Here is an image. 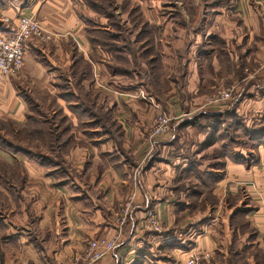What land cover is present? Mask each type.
<instances>
[{
  "label": "crops",
  "instance_id": "obj_1",
  "mask_svg": "<svg viewBox=\"0 0 264 264\" xmlns=\"http://www.w3.org/2000/svg\"><path fill=\"white\" fill-rule=\"evenodd\" d=\"M86 15L83 0H0V36L25 16L41 23L47 39L27 44L18 77H0V132L11 124L25 151L0 149V203L18 201L24 223L0 220V264H72L90 242L117 234L129 202L116 248L97 264H188L195 252L213 255L201 264H257L264 254V137L255 134L264 129V2L220 9L203 28L172 23V52L161 56L170 72L152 85L142 76L112 83V56L92 47ZM80 63L88 75L75 73ZM224 85L235 87V101L207 106V95ZM94 89L105 90L104 101H81ZM154 104L176 119L150 144ZM43 119L58 132L70 126L56 149L47 133L18 134ZM50 149L64 165L32 159ZM30 205L42 216L39 234ZM151 209L165 232L145 228Z\"/></svg>",
  "mask_w": 264,
  "mask_h": 264
},
{
  "label": "rangeland",
  "instance_id": "obj_2",
  "mask_svg": "<svg viewBox=\"0 0 264 264\" xmlns=\"http://www.w3.org/2000/svg\"><path fill=\"white\" fill-rule=\"evenodd\" d=\"M92 2L102 6L104 14H96L87 8L89 15H86L84 24L88 25L90 31L96 27H107L109 34H106L104 38L109 46L102 48L101 51L112 56L111 62L107 61L110 62L112 69V71L110 70L112 83L120 85L123 83L121 81L136 82L137 78L142 76L143 81L152 85V82L156 81L159 76L170 72L164 70L165 63L162 62L161 56L164 53L172 52V23H180L182 26L185 23H197L195 28H203L211 22L220 9L226 11L227 8L236 6L238 2H250L252 5L261 6L264 0H92ZM112 6L114 7L112 8ZM110 15L113 16L110 17ZM163 29H165V33ZM166 48H170V51ZM141 65H145V69ZM78 66L75 73L82 71L83 75H88L85 64L80 63ZM78 75L80 74L78 73ZM120 77H123L122 80L119 79ZM230 87L231 85H224L216 91L227 90ZM104 91L94 89L88 95L82 94L81 101L90 104L104 101V95L99 94ZM212 95L213 93H209L207 97L210 98ZM234 101L233 96L229 102L231 104ZM162 109L166 111L164 108ZM166 113L168 112L166 111ZM95 114L102 119L101 112L96 110ZM57 137L61 138L60 132L56 134ZM53 140L50 143V148L54 145ZM49 152L48 158L54 162V166L64 165L57 153H53L51 149ZM35 161L39 162L38 159ZM64 169L67 170L68 166H65ZM5 201L0 203V220L13 218V222L15 220L16 225L21 229L24 224L20 221L22 206L15 200L6 198ZM32 214L37 222L31 230H35L39 234L40 230L37 228L42 224V216L40 213L38 214L35 207H32ZM208 254L211 258L200 260L199 264L202 262L211 263L213 255ZM258 256L257 264H264V254H258Z\"/></svg>",
  "mask_w": 264,
  "mask_h": 264
},
{
  "label": "built area",
  "instance_id": "obj_3",
  "mask_svg": "<svg viewBox=\"0 0 264 264\" xmlns=\"http://www.w3.org/2000/svg\"><path fill=\"white\" fill-rule=\"evenodd\" d=\"M17 22L10 23L9 34L0 36V77L15 78L23 70L27 44L30 41L46 42V36L41 23L33 17L19 16ZM235 87L227 90H218L206 102L207 106H219L232 100ZM149 99V98H148ZM151 101V99H149ZM157 115L154 118L151 130L148 132V141L152 144L156 139L166 135L171 128L174 116L163 111L159 104H154ZM133 200V199H132ZM264 207V197L260 199ZM131 202L121 211V218L117 234L111 240H95L88 244L79 254L72 258V264H97L106 255H110L116 248L123 230L128 222ZM145 228L154 233H163L164 225L157 212L153 209L147 212ZM208 253L195 252L190 256L188 264H199L200 260H209Z\"/></svg>",
  "mask_w": 264,
  "mask_h": 264
},
{
  "label": "trees",
  "instance_id": "obj_4",
  "mask_svg": "<svg viewBox=\"0 0 264 264\" xmlns=\"http://www.w3.org/2000/svg\"><path fill=\"white\" fill-rule=\"evenodd\" d=\"M85 2V5L86 7L91 10L92 12L96 13V14H104V8L98 4H95L94 2H92V0H84ZM114 6H112L113 8ZM113 15H110V17H112ZM87 34H88V39L92 45L93 48H105L106 46H109V44H106L105 42V38L104 36L106 34H109L107 33V27H104V26H101V27H96V28H93L90 29L88 28L87 30ZM112 35V34H111ZM111 37V36H110ZM112 37L114 38V36L112 35ZM105 42V43H104ZM111 52V51H109ZM85 69L88 71L89 70V66L87 64H85ZM62 98L64 99H68V98H72L73 95L72 94H65V95H61ZM30 99H33L31 98V96H29ZM42 99L45 100V97H43ZM36 109H34V112L38 113L37 110L35 111ZM42 116H44V118H48L46 117L45 114L42 113ZM234 121H236L235 118H233ZM45 119H43V126H40V125H33V126H30L29 129H25V128H22L18 134L21 136V139L23 140L25 137V134H32L34 135L35 138L39 139L41 136H45V133H47L49 135V142H48V146L50 147V143L52 141V139H54V145H53V148L56 149L55 145L58 144V141L61 139H59L58 137L56 138V134L59 133L57 130H58V126L56 124L53 123V121L51 119H48V121H44ZM4 129H3V133L2 134L0 132V149L4 150V151H8L11 153V151H18V152H22L24 153L25 151L24 150H18V145L15 146V141L13 138H11V136H15V128L12 127L11 124H4L3 125ZM31 128V130H30ZM60 128V134H61V137L63 135V133H67L69 132V129H70V126L67 125V127H59ZM249 134V133H248ZM255 134H258L262 137H264V129H257ZM57 142V143H56ZM66 143V141H65ZM63 143V144H65ZM229 145H233L232 142H229L228 143ZM47 156H42L41 154H38L37 157H33L32 159H38L39 160V163L42 164L43 166H53L55 167L53 164L54 162L48 158ZM211 201V199H210ZM193 208H198L199 210H202L204 208L203 207H200V206H197L196 204H194Z\"/></svg>",
  "mask_w": 264,
  "mask_h": 264
}]
</instances>
